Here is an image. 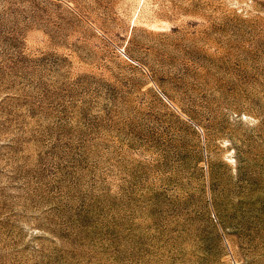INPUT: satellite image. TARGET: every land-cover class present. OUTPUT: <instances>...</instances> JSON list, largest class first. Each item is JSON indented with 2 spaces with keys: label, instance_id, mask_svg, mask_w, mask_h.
<instances>
[{
  "label": "rangeland",
  "instance_id": "obj_1",
  "mask_svg": "<svg viewBox=\"0 0 264 264\" xmlns=\"http://www.w3.org/2000/svg\"><path fill=\"white\" fill-rule=\"evenodd\" d=\"M0 264H264V0H0Z\"/></svg>",
  "mask_w": 264,
  "mask_h": 264
}]
</instances>
